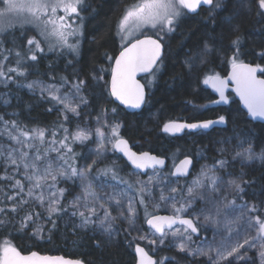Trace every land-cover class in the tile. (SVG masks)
<instances>
[{
  "label": "snow or ice",
  "instance_id": "snow-or-ice-1",
  "mask_svg": "<svg viewBox=\"0 0 264 264\" xmlns=\"http://www.w3.org/2000/svg\"><path fill=\"white\" fill-rule=\"evenodd\" d=\"M2 2L5 7L0 10V84L4 87L15 82L16 77L27 76V62L37 61V53L67 52L74 58L79 54L80 41L83 37L81 13L90 7L86 0H2ZM202 3L211 6L210 15L216 10H228L227 0H136L135 3L125 7L118 23L117 34L121 40H125L132 34L131 29L139 30L144 27L158 29V32L165 35L173 33L184 10L195 12ZM258 4L260 9L264 10V0H258ZM73 14L81 20V23L75 27L68 22V18ZM13 15L22 24L35 25L46 48L42 46L41 39L26 36L24 39L27 47L24 51L4 48L3 44L7 37L3 34L14 26L9 20ZM162 40L163 36L157 39L147 37L143 40L137 39L134 43L123 47L114 60L110 85L104 81L103 75L93 73L91 80L95 86L101 88L102 92L107 89L106 94L114 97L120 104L135 109L141 108L148 103V98L145 84L140 83L136 75L149 74L151 79L146 83L150 86L153 84L157 73L163 67L162 56L165 46ZM232 45L234 53L230 58L232 64L230 79L236 84L235 91L253 117L264 118V67L258 64L253 66L239 60L241 45L239 36L232 41ZM211 51L209 45L203 43V54L206 55ZM12 55L15 57L16 66L6 67L5 62ZM108 59L112 58L108 57ZM198 60L204 62L199 54L190 53L185 64L191 69ZM100 71L103 72V69ZM258 72L262 76H257ZM49 76L54 82L32 81L26 87L29 90L39 89L42 98H47L61 106L59 108L61 119L54 127L29 128L18 119L5 120L0 116V125H2L0 137H6L9 141V143H0V160L3 161L5 173L0 179L12 181L9 187L14 190L13 193L11 195L3 193L5 200L14 202L10 211L13 213L24 211L19 221L20 230L31 226L33 235L42 237L46 225H51L48 228L49 232L56 229L57 220L71 209V217L79 219V224L75 227L80 229L91 227L95 231V226L98 224L101 235L111 240L118 234L119 230L115 227L118 220L126 222L130 229L136 228L139 215L136 205L140 204L144 206L146 223L154 230L152 235L155 238L149 239L148 236L141 235L139 239L148 240L153 245H156L157 241L159 245H164L168 240L169 247H175L179 252L193 258L204 257L206 264H237V262L257 264L253 256L249 255V252L255 249L254 255H258L259 264H264V219L260 214H249H264V200H261L260 206L244 200L239 214H235L237 210L233 206L236 205L237 199L243 200L246 187H251L256 181L244 179L243 173L238 178H231V174H228L229 179H224L218 174L229 166L228 160L223 158L225 149L219 150L221 157L215 160L212 166L202 167L191 183L183 187L179 178L188 175L189 166L192 164L191 158L182 160L175 166L174 171L161 173L160 169L164 167L165 160L149 152L139 154L133 152L128 141L120 136L119 129L122 125L109 123L107 119L108 112L115 114L116 108L110 110L102 108L100 115L96 117L97 123L102 127L95 129V135L99 137L98 147L92 153L95 158L82 169L78 168L72 145L84 144L92 138L93 133L80 127L74 132H69L65 124L69 121V114L78 117L82 109L89 105V100L84 95L89 82L77 75L73 80H69L67 76H60L59 83H56V77L51 73ZM204 83H212L220 93L221 100L227 102L224 95L226 80L219 76H209ZM3 103L7 105L10 101L5 98ZM225 122L223 116L219 117V121L191 124L169 122L164 125L163 131L175 133L185 128L207 129L215 123ZM103 128H107L110 135H106ZM108 145L113 152L118 151L126 156L135 170L141 172L152 170V174L148 175L146 180L139 179V173L136 172L132 174L136 176L132 182L119 178L120 184L126 185L129 189L135 188L138 198L127 197L124 192L102 196L96 191L94 180L100 176L111 177L113 180L118 178L120 169L117 162L113 160L105 163L106 153L109 151ZM52 153H56V156L53 157ZM236 158L248 162L255 160L264 162V150L257 153L249 142V146L242 152H235L233 159ZM101 163L105 164L102 168L99 166ZM9 169L12 174L9 173ZM16 173L22 178L16 179L14 175ZM171 177L177 179L173 181ZM73 179L80 181L82 191L68 204H64L66 189L59 187V182ZM161 184L164 187H159ZM154 188H159L158 202L153 199ZM261 194L264 195V188ZM149 199H152L153 211L158 210L161 203H170L173 214L169 216L152 214L149 212ZM198 200L206 205L200 210L199 215H194L192 218L181 215L188 213ZM109 202L117 206V216H113L110 208L106 207ZM27 205L33 206L31 211L26 209ZM35 206H39L42 212H36ZM8 211V205L0 207V227L11 223L8 219ZM241 221L243 225L235 227L240 225ZM222 224L224 231L220 230ZM174 225L181 227L173 228ZM209 227L214 229L211 240L206 235L201 236V229L206 232ZM193 234L200 237L198 244L193 239ZM100 243V240L96 241L97 247ZM136 252L139 254V264H158L144 248L137 246ZM165 259L168 258H161L159 264H164ZM0 264H83V262L69 261L60 256H41L36 252L27 256L22 255L14 246L5 242L0 248Z\"/></svg>",
  "mask_w": 264,
  "mask_h": 264
},
{
  "label": "trees",
  "instance_id": "trees-1",
  "mask_svg": "<svg viewBox=\"0 0 264 264\" xmlns=\"http://www.w3.org/2000/svg\"><path fill=\"white\" fill-rule=\"evenodd\" d=\"M86 2L90 7L81 13L84 16V34L79 54L75 58L66 52L63 54L56 52L49 56L41 54L37 61H28L27 76L16 77L15 82L9 83L10 103L5 105L0 101V116L7 120L18 119L29 128L54 127L61 119V114L52 110V101L42 98L38 93L29 92L23 87L25 83L35 80L54 82L50 79L49 73L56 77V83H59L60 76H67L69 80H73L77 75L89 82L84 92L89 100V106L83 108L78 117L69 114V121L65 124L69 132H72L79 121H85L91 115L88 112L89 94L92 89L91 76L103 69L104 79L109 84L113 61L122 49L117 34L118 23L125 7L135 3L136 0H86ZM226 7L228 10H216L211 15V8H202L196 15L186 13L179 20L175 32L165 35V39L162 40L165 46L163 67L151 86L146 83V78L142 79L148 88V103L140 113L127 112L118 106L110 95H107L106 109L116 108L117 110L115 114L108 112L110 119L122 125L119 129L120 136L128 140L136 151L165 156L169 160V166L178 159L192 156L195 158L196 168L198 165L196 155L190 145V139L196 136V133L171 137L163 131V127L171 121H207L221 116H225L227 120L224 128L203 133L207 152L213 155L211 162L214 163L218 159V154L213 148L214 142L229 139L236 131L248 132L254 138L257 147L264 146V125L252 123L233 95H230L231 102L228 107H216L214 105L216 97L204 83L209 76L228 74L232 67L230 58L234 53L232 41L237 36L241 38L239 60L264 67V55H262L264 53V10L260 9L258 0H227ZM3 35L7 37L4 48L24 51L27 47L24 37L31 38L33 33L30 29L24 32L16 29ZM203 43H207L212 49L206 55L202 52ZM190 53L199 54L204 62L201 63L198 60L189 69L185 61ZM108 57L112 59L109 60ZM8 61L11 62L12 67H15L14 55L9 56ZM69 61L72 63L69 64ZM72 147L74 153L84 149L77 144H73ZM112 155L119 156L116 151H112ZM121 163L125 169H131L123 159ZM146 176L142 175L143 178ZM170 179L176 180L173 177ZM253 179L256 183L246 187L243 200L237 199L238 203L247 200L260 206L261 200H264V195L261 194L264 188V163L254 168L247 177V180ZM188 180L181 179L180 182ZM138 205L140 224L147 229L144 206ZM111 208L114 213H118L115 207ZM149 212L154 215L166 214L165 212L154 213L151 210ZM50 227L51 225L46 226L47 232ZM117 227L119 231L116 237L107 242L101 241L99 247L96 245L98 239L88 234L84 233L80 236L66 234V237L76 242L78 247L77 251L69 252L61 247L63 237L58 220L57 228L51 230L42 240L33 235V230L30 228L20 230L19 227L9 226L0 231V248L9 239L12 246L24 253H53V255L80 259L85 264H136L135 249L138 245H144L153 254L145 243L134 236L126 222H121ZM193 239L199 241L200 237L194 236ZM65 244L68 245L69 241ZM163 255L168 258L165 259L164 264H206L205 258L187 256L175 247L167 248ZM252 256L259 264L257 257ZM156 258L159 263L162 257L157 255ZM237 264H243V262Z\"/></svg>",
  "mask_w": 264,
  "mask_h": 264
},
{
  "label": "rangeland",
  "instance_id": "rangeland-1",
  "mask_svg": "<svg viewBox=\"0 0 264 264\" xmlns=\"http://www.w3.org/2000/svg\"><path fill=\"white\" fill-rule=\"evenodd\" d=\"M4 7H5L4 3L2 2V0H0V10H3ZM186 13H187V11L184 10V14L182 15L181 18H183L186 15ZM58 14L62 15V13H58ZM81 16L84 19V16L82 14H81ZM9 20L11 21V23L14 26L11 29H9L8 32L14 31L16 29L22 30L24 32L26 29H30V32L33 33L32 37H36L37 39H41L40 36L38 35V30L36 29L35 25L27 24V23L22 24L14 15L9 17ZM68 22L72 23L73 26L75 27L76 25H79L81 23V20L76 18L75 15L73 14L72 17L68 18ZM130 31L132 32V34L130 36L126 37L125 40H121V37L119 36L120 44H121L122 48L127 46L128 44H130L134 40L141 38L143 36H157V37L163 36V38L165 39L164 33L158 32V29H153L150 27H144V28L139 29V30L131 29ZM34 32H36V36H34ZM83 32H84V21H83ZM4 34H6V33H4ZM82 38L80 41V45L82 43ZM41 44L43 47L46 48V45L42 39H41ZM3 47H4V44H3ZM80 47H79V49H80ZM53 53L54 52H47L46 51L45 53H37V55L39 56L42 54V55L49 56L50 54H53ZM5 65H6V67H12L11 62L9 63V61H6ZM95 74L103 75L102 72H97ZM214 76H219V75H214ZM146 79L147 80L151 79V76L146 77ZM35 81H42V80H35ZM104 81L106 82L105 79H104ZM28 83H30V82H27L24 84L23 87L25 89H27L29 92H32V93L35 92V93L40 94L39 89L29 90L26 87V85ZM45 83H47V82H45ZM206 85L209 86V83ZM8 86H9V84H8ZM8 86L4 87L2 84H0V101H2V102H3V99H5V98L10 100L9 92H8ZM65 90H67V89H65ZM106 92H107V89H105L102 92L101 88L98 86H95L94 82L92 81V89H91V92L89 94V97H90V107L89 108L90 109H88V112L91 115L88 116L85 121H81V122L79 121L78 124L75 126V128L72 130V132H74L77 129V127H80V128H84V129H87L89 131H92V133H93L92 138L89 141L85 142L84 144H77V145H80L84 148L79 153L75 152V154H76V156H75L76 166L78 168L82 169L85 166V164L90 163L91 159L95 158L92 155V153L98 147V143H99V137L95 135V129L98 127H102L100 124L97 123L96 117L100 115L102 108H106V97L108 95V94H106ZM91 100H92V102H91ZM52 103H53L52 110H56L59 114H61L59 111V108L61 106L55 104L54 101H52ZM107 119H108L109 123H119V122L112 121L109 117V114H108ZM5 120H7V119H5ZM0 127H2V125H0ZM102 130L105 132L106 135H110L107 128H103ZM195 135L196 136H193L190 139V141H191L190 145L193 148L192 151L196 155V161H197L198 165L194 169L191 177L189 178V180L187 182H180L181 186H183V187H187L191 183V181L196 177V175H198L200 173V170L202 167H210L213 165V162H211L213 155H211L207 152V145H206V139L204 137V134L200 132V133H197ZM88 142H90V144H88ZM249 142L251 143V146L254 149V151H256L257 153L264 150V146L263 147H259V146L257 147L256 146V142H255L254 138L246 131H236L235 133H233L231 138L226 139V140L221 139V140H217L214 142L213 148H214L215 153L218 154V159L221 157V153L219 150L223 148V149H225V151L223 153V158L227 159L229 162V166L225 170L218 172V174L221 175L222 177H224V179L230 178L228 174H231V178H238L242 175V173L244 174V179H247V177L254 170V168L262 166V164L264 162H262L260 160L248 162V161H244L240 158L233 159L235 152H237V151L242 152L245 148H247L249 146ZM0 143H9V141H7L6 137H0ZM108 148H109V151L106 153L107 159H106L105 163H110L111 161L114 160L119 165L120 170L118 173V178L116 180H113L111 177H103V176H100L98 179L94 180V184L96 186V191L98 193H100L102 196L104 194H113L116 191V189L119 188V186H118L120 184L119 178L122 177V178L132 182L136 178V176L132 175V174L134 172L139 173V172L134 171L132 169H125L124 165L121 163V160H122L121 157L120 156H113L111 146L108 145ZM52 156L55 157L56 153H52ZM85 157H88V159H85ZM178 161H179V159L177 161L170 163L169 169L163 170V171H161V173L166 174V173L172 171V168L176 165V163ZM99 166L102 168L105 166V164L101 163ZM9 173L12 174L11 169H9ZM93 174L95 175V169L93 170ZM151 174H152V172L148 173L146 178H143L142 174L139 173V179L146 180L148 175H151ZM4 175H5L4 164H3V161L0 160V177H2ZM14 175H15L16 179L22 178L21 175L18 173L14 174ZM10 183H12V181L0 179V207H3L5 204L8 205L9 211L7 214H8V219L11 221V223L6 224L3 227H0V231L4 230L6 227H9V226L19 227L20 218L24 215V211H19L18 213L11 212L10 207L14 202L5 200V198L3 196V193H8L10 195L13 193L14 190L9 187ZM121 185L126 186L124 184H121ZM59 187L66 189V191L64 193V197H65V199L63 201L64 204H68V202H70L74 196L79 195L82 191L81 184H80V181L78 179L67 180V181L61 180L59 182ZM159 187H164V185L161 184ZM158 194H159V188H154L153 189V199H155L157 202H158ZM165 194H167V189H165ZM127 197H137V193L135 191V188H132L129 190V195ZM17 199H19V197H17ZM148 203H149V210L153 211V209L151 207L152 199H149ZM242 204L243 203L237 202L236 205L233 206L237 210L235 213L236 215L239 214V209H240V206ZM136 206L138 208L139 215H138L137 221H136V228L131 229V231L133 232L134 236L138 240L145 243L150 248L151 252L154 255H156V256L158 255V256H161L162 258H165V257H163L164 256L163 254H164V250L169 248V246H168L169 241L168 240L165 241L164 245H159L158 241H157L156 245H153V244H150L148 242V240H143V239L138 238L141 235L148 236L149 239H153L155 237L152 235L153 230H150L147 227H146L147 229H145L140 224V221H139L140 220V208H139L138 204ZM25 207L28 211H31L33 208L32 205H27ZM106 207L110 208L113 216L118 215V213H114L112 211L113 208H111V207H115L117 209V206L114 203L109 202L108 204H106ZM205 207H206L205 203L198 200V201H196L195 204H193L192 208L189 209L188 213H182L181 215L182 216L189 215V216H184V217L192 218L194 215H199L200 210L204 209ZM35 211L36 212H42V209L39 206H35ZM71 211L72 210L69 209L68 213L63 215V217L58 220L60 227H61V234L63 237L62 241H61L62 245H63V246L61 245L62 249H65L69 252H75L78 250L76 242H74L73 240H69V238L66 237V234H68V233L73 235V236H80L81 234L85 233V234H88L89 236L94 237L95 239H98V240L103 241V242L110 241L107 239V237H104L101 235V229L99 228L98 224L95 226V231L91 227L87 228V229H80L78 227H75L76 225L79 224V219L76 217H71ZM229 211H231V209H229ZM153 212L154 213L155 212H157V213L158 212H165L166 214H169V215L173 214L170 203H161L159 209L156 211H153ZM101 214H102V211H101ZM158 214H162V213H158ZM249 214L250 215L260 214L262 216V219H264V214H261V213H249ZM121 222H123V220L117 221L116 226H115L117 229H118V227H117L118 224H120ZM242 225H243V221H241L240 225H237L235 227H241ZM46 226H48V225H46ZM46 226H45V231L43 233V236L42 237L36 236L39 240H42L43 238L48 236L49 232H47ZM197 226L199 227L200 225L198 224ZM29 228L32 229L31 226ZM74 228H75V230H74ZM220 230L224 231L223 224L220 226ZM213 231H214V229L211 227L207 228L206 232L202 228L201 229V235L202 236L206 235L207 238L209 240H211ZM194 236L195 235H193V237ZM115 237H116V235L114 236V238ZM114 238H112V239H114ZM217 239H219V237H217ZM68 241H69V244L66 245L65 243ZM199 242H200V240L196 241L197 244ZM7 243L10 244L11 246L13 245L9 239H7ZM255 252H256V250L253 249L252 251L249 252V255L252 256V255H254ZM50 254H53V253H50ZM254 256L257 257V259L259 261L258 255H254ZM198 258H204V257H198ZM165 261L166 260H164V262ZM237 263H239V262H237Z\"/></svg>",
  "mask_w": 264,
  "mask_h": 264
},
{
  "label": "water",
  "instance_id": "water-1",
  "mask_svg": "<svg viewBox=\"0 0 264 264\" xmlns=\"http://www.w3.org/2000/svg\"><path fill=\"white\" fill-rule=\"evenodd\" d=\"M211 6H209V5H204L203 3L197 8V10L195 11V12H190V11H188V10H186L187 11V13L188 14H190V15H196V14H198L199 12H200V10L202 9V8H210ZM147 37H151V38H153V39H157L156 37H154V36H143V37H141V38H139L140 40H143V39H145V38H147ZM137 40V39H136ZM135 42V40L133 41V42H131V43H134ZM130 43V44H131ZM163 43V42H162ZM130 44H128V45H130ZM127 45V46H128ZM123 49V48H122ZM122 49H121V51H122ZM120 53V52H119ZM164 54H165V51H164ZM164 54H163V56H162V59L164 58ZM119 56V54L116 56V57H118ZM115 60V59H114ZM244 63H247V62H244ZM248 64H252L253 66H256L257 64H254V63H248ZM114 67V61H113V64H112V68ZM231 75H232V67L230 68V70H229V72H228V74L226 75V76H219L221 79H224V80H226L227 81V87H226V89H225V92H224V95H225V97L227 98V102H225V101H223V100H221V97H220V93L218 92V91H216V89L212 86V83H209V88L211 89V91H212V93L216 96V100H215V102H214V105L216 106V107H227L229 104H230V97H229V94H232L235 98H236V100L240 103V105H241V108H242V110L246 113V115H247V117H248V119L252 122V123H259V124H263L264 125V118H260V117H253L250 113H249V111H248V109H247V107H246V105L244 104V101L241 99V97H240V95L235 91V89H236V84H235V82L233 81V80H231L230 79V77H231ZM150 75L149 74H146V73H138L137 75H136V79L137 80H139L140 81V83H142V84H145L144 82H143V78H146V77H149ZM257 76H262V74L261 73H257ZM213 77H215V76H213ZM110 81H111V76H110ZM109 85H110V82H109ZM145 92H146V94H147V98H148V88H147V86H146V84H145ZM112 98V100L118 105V106H120L121 108H123L124 110H126L127 112H129V113H140L144 108H145V106L146 105H143V106H141V108H139V109H135V108H130V107H128V106H126V105H123V104H120V102L119 101H116L115 100V98L114 97H111ZM226 120V119H225ZM207 121H219V119H215V120H207ZM171 122H176V123H181V124H184V123H187V124H191V123H201V122H204V121H196V122H189V121H171ZM169 123V122H168ZM167 124V123H166ZM226 126V122L225 123H215V124H213L212 126H210L209 128H207V129H187V128H185L183 131H180V132H175V133H170V132H165L166 134H168L169 136H171V137H181V136H183V135H185L186 133H193V134H195V133H199V132H208V131H211V130H213V129H216V128H224ZM164 128V127H163ZM128 141V140H127ZM128 145H129V147L131 148V150L133 151V152H136L137 154H139V153H142V152H138V151H136L133 147H132V145L129 143V141H128ZM117 153H118V155L130 166V168L132 169V170H134V171H137V172H139L140 174H142V175H147L148 173H150V172H152V170L151 169H147V170H144L143 172H141L140 170H135L134 168H133V166L130 164V162H128L127 161V157L126 156H124L122 153H120V152H118V151H116ZM151 155H155V156H158V157H160V158H162V159H164L165 160V165H164V167L162 168V169H160V171H163V170H165L166 168H167V166H168V160H167V158L166 157H164V156H160V155H157V154H153V153H151V152H149ZM185 158H191V160H192V164L189 166V169H188V175L186 176V177H181V178H179L180 180L181 179H189L190 177H191V175H192V173H193V171H194V168H195V158L194 157H192V156H186V157H183V158H181L177 163H176V165H179V163L182 161V160H184ZM175 165V166H176ZM175 166H174V168L172 169V171H174L175 170ZM173 178H175V179H177V177H173ZM156 215H159V216H169V214H156ZM185 218H190V217H185ZM194 223H195V221H194ZM146 227L148 228V229H150V230H153L147 223H146ZM176 227H181L180 225H174L173 226V228H176ZM154 231V230H153ZM166 231H167V229H166ZM195 236H197L196 234H194ZM139 247H141V248H144L145 249V251L150 255V256H152L153 257V259H155L156 261H157V258H156V256H154L153 254H151L149 251H148V249L144 246V245H138ZM17 250H19L20 252H21V254L22 255H30L32 252H29V253H24V252H22L20 249H18V248H16ZM36 253H38L39 255H41V256H60V257H63L64 259H66V260H69V261H82V260H80V259H76V258H71V257H65V256H63V255H53V254H42V253H39V252H36ZM135 255H136V264H139V254L136 252V249H135ZM83 262V261H82ZM158 262V261H157ZM83 264H85L84 262H83Z\"/></svg>",
  "mask_w": 264,
  "mask_h": 264
},
{
  "label": "built area",
  "instance_id": "built-area-1",
  "mask_svg": "<svg viewBox=\"0 0 264 264\" xmlns=\"http://www.w3.org/2000/svg\"><path fill=\"white\" fill-rule=\"evenodd\" d=\"M116 184V183H115ZM118 185V184H117ZM119 186V188H117L116 189V191L114 192V193H119V192H124L125 194H126V196H128L129 195V190H128V188H126V187H124V186H120V185H118Z\"/></svg>",
  "mask_w": 264,
  "mask_h": 264
},
{
  "label": "flooded vegetation",
  "instance_id": "flooded-vegetation-1",
  "mask_svg": "<svg viewBox=\"0 0 264 264\" xmlns=\"http://www.w3.org/2000/svg\"><path fill=\"white\" fill-rule=\"evenodd\" d=\"M210 8H211V7H210ZM207 9H209V8H207ZM219 76H220V75H219ZM230 95H232V94H229V97H230ZM215 97H216V96H215ZM215 100H216V99H215ZM230 100H231V97H230ZM230 102H231V101H230ZM229 105H230V104H229ZM229 105H228V106H229ZM228 106H227V107H228ZM223 117H225V116H223ZM216 119H219V118H216ZM225 119H226V117H225ZM212 120H215V119H212ZM226 123H227V120H226ZM213 130H214V129H213ZM213 130H211V131H213ZM211 131H208V132H211ZM208 132H201V133H205V134H206V133H208ZM199 133H200V132H199ZM196 134H197V133H196ZM164 157H165V156H164ZM167 160H168V159H167ZM169 167H170V166H169V160H168V166H167V168H169ZM167 168H166V169H167ZM173 168H174V167H173ZM173 168H172V169H173ZM166 169H165V170H166ZM194 169H195V168H194Z\"/></svg>",
  "mask_w": 264,
  "mask_h": 264
}]
</instances>
